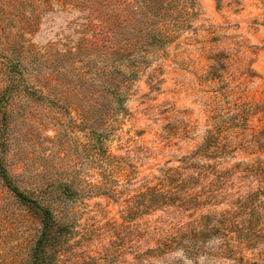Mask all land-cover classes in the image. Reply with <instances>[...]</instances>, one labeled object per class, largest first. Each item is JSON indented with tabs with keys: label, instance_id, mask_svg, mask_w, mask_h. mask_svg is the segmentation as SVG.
<instances>
[{
	"label": "rangeland",
	"instance_id": "374dc122",
	"mask_svg": "<svg viewBox=\"0 0 264 264\" xmlns=\"http://www.w3.org/2000/svg\"><path fill=\"white\" fill-rule=\"evenodd\" d=\"M194 1L120 61L61 0H0V163L53 222L0 175V264H264V0Z\"/></svg>",
	"mask_w": 264,
	"mask_h": 264
},
{
	"label": "trees",
	"instance_id": "16d2710c",
	"mask_svg": "<svg viewBox=\"0 0 264 264\" xmlns=\"http://www.w3.org/2000/svg\"><path fill=\"white\" fill-rule=\"evenodd\" d=\"M61 2L64 7L70 5L86 13L82 18L86 24L79 25L82 28L80 33L95 35L108 49L106 56L111 59L120 57V61L134 58L129 56L133 48L151 49L165 45L171 38L169 27L182 25L190 14L189 8L195 3L194 0H61ZM120 29H127V35ZM21 60V58L10 59L8 64V82L4 94L0 97V112L4 116L8 112V103L16 94L23 92L25 69ZM121 66L115 61L109 70L99 73L107 77L103 82L105 93L116 101L121 99L122 91L116 78L130 75ZM0 175L15 196L24 203H30L39 214L41 244L53 228L50 210L22 193L13 184L1 163Z\"/></svg>",
	"mask_w": 264,
	"mask_h": 264
}]
</instances>
